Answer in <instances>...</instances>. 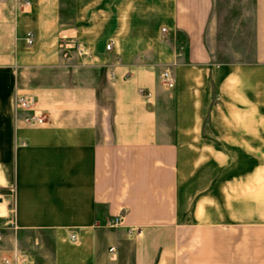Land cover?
Returning <instances> with one entry per match:
<instances>
[{"label":"crops","instance_id":"crops-1","mask_svg":"<svg viewBox=\"0 0 264 264\" xmlns=\"http://www.w3.org/2000/svg\"><path fill=\"white\" fill-rule=\"evenodd\" d=\"M255 4L254 62L221 67L214 0H0V264H264Z\"/></svg>","mask_w":264,"mask_h":264},{"label":"rangeland","instance_id":"rangeland-1","mask_svg":"<svg viewBox=\"0 0 264 264\" xmlns=\"http://www.w3.org/2000/svg\"><path fill=\"white\" fill-rule=\"evenodd\" d=\"M255 23V0H214L211 22L207 30V41L211 50L213 63L221 67L224 65L253 63L257 51L254 31ZM206 122L208 123V120ZM203 130L210 139H215L212 136L216 132H214L212 127L205 126ZM205 145H209L211 148L215 147L214 152L217 156L215 159L216 166L239 167L238 144H225L219 141H212ZM211 148L209 150L213 151ZM217 177L223 178V175H217ZM3 191L0 190V202L5 204L6 212L8 213L7 207H9L10 201L4 200ZM3 209L0 206V214Z\"/></svg>","mask_w":264,"mask_h":264},{"label":"built area","instance_id":"built-area-1","mask_svg":"<svg viewBox=\"0 0 264 264\" xmlns=\"http://www.w3.org/2000/svg\"><path fill=\"white\" fill-rule=\"evenodd\" d=\"M31 41H29L30 43ZM64 46V42L61 43V47ZM113 46V42H110L108 45H107V50H111V47ZM67 54L65 53L64 54V57H66ZM160 83L166 87L167 89H173L175 87V80H174V77L173 75L168 72V71H164L161 75H160ZM14 104L15 106L18 108V109H21V110H30L32 108L35 107V101L32 99V98H28L26 96H16L15 100H14ZM29 121H34L38 124H42L43 123V118L42 117H39V116H36L34 115L33 117H31L29 119ZM118 224V219H115V221L113 222L112 226ZM71 238L72 240H75L76 239V236L75 234H72L71 235ZM5 264H9V261H5Z\"/></svg>","mask_w":264,"mask_h":264}]
</instances>
